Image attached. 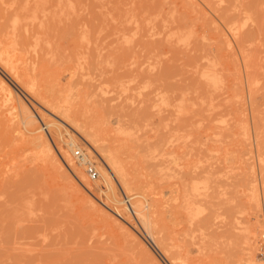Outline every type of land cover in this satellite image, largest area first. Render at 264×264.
<instances>
[{"label": "rangeland", "instance_id": "rangeland-1", "mask_svg": "<svg viewBox=\"0 0 264 264\" xmlns=\"http://www.w3.org/2000/svg\"><path fill=\"white\" fill-rule=\"evenodd\" d=\"M17 1L0 0L1 41L27 48L15 44L14 70L98 136L0 65L41 127L24 131L0 92V264H172L136 200L184 264H264V0ZM98 144L127 189L102 185Z\"/></svg>", "mask_w": 264, "mask_h": 264}, {"label": "bare ground", "instance_id": "bare-ground-1", "mask_svg": "<svg viewBox=\"0 0 264 264\" xmlns=\"http://www.w3.org/2000/svg\"><path fill=\"white\" fill-rule=\"evenodd\" d=\"M20 1V2H18ZM18 4L21 3V0H18ZM48 1V0H47ZM17 5V3H16ZM48 5V4H47ZM18 6V5H17ZM32 6V5H31ZM74 6V5H73ZM37 7V5H36ZM14 8V7H13ZM16 8V6H15ZM20 8V7H19ZM45 8V7H44ZM65 8V7H64ZM72 10V9H71ZM7 13V11H6ZM24 13V12H23ZM19 14V13H18ZM28 14V13H26ZM54 18V17H53ZM47 20H48V17H47ZM67 20V18H66ZM3 21V19H2ZM70 22H72L71 20H69ZM75 20H73V23H74ZM28 24V23H27ZM70 24V23H69ZM72 24V23H71ZM35 25H36V22H35ZM86 25V24H85ZM18 26V25H17ZM44 26V25H43ZM1 27V26H0ZM34 27V26H33ZM122 27V26H121ZM120 27V28H121ZM124 27V25H123ZM51 28V26H50ZM54 28V26L52 27ZM51 28V29H52ZM119 28V30H120ZM3 29V28H2ZM32 29V28H31ZM89 29V28H88ZM17 30V29H16ZM96 30V29H94ZM123 30V29H122ZM8 31V30H7ZM33 32V31H32ZM28 33V32H27ZM15 34V33H14ZM48 34H49V31H48ZM5 35V34H4ZM106 35V34H105ZM19 36V34H18ZM93 36V35H92ZM51 37V35H50ZM90 37V36H89ZM94 39V37H93ZM15 39H9L8 41H4L3 40L1 41L0 39V65L2 67H4L5 69H7V71L10 72V74L12 75V77H14L18 82H21L22 85L24 86L25 90H27L28 92L32 93L35 98H37L40 103H42L44 106H46V109L49 110L50 112H52L53 114L57 115V116H62L64 117L67 121L75 124L76 128L79 130V132L81 133V135L85 138V140L87 141H90L92 142L93 144H95V140H96V136H98V133H97V130L95 129V124H89L87 121H84V120H81L77 115L76 113L73 111V109L71 110L70 107L68 106H62L60 104V101H59V98L56 97V96H53L52 94H45V92L43 91H39V90H36L34 89L31 85H28L26 84V82L24 83L22 78H20V75L14 70V65H13V61L14 59H19L21 57V54H18L14 52V48H15V44H16V50L17 48L21 45L22 47L24 46L25 47V43L23 42L24 40L22 39V42L24 43H18L17 39V43L14 42ZM26 40H27V37H26ZM25 40V41H26ZM47 40V39H46ZM117 40V39H116ZM3 42V43H1ZM29 43H31V41H28ZM26 41V43H28ZM99 42H100V39H99ZM35 45V44H34ZM27 46V44H26ZM26 48V47H25ZM100 48V47H99ZM24 50V48H21ZM27 49V48H26ZM25 49V51H27ZM22 50V51H23ZM38 50V49H37ZM45 50V49H44ZM29 52V51H28ZM38 54V53H37ZM43 55V54H42ZM37 57V56H36ZM14 58V59H13ZM22 58V57H21ZM13 78V79H14ZM0 92H1V97H2V101L3 104L5 103L7 107V109H10V108H14V106H16L14 109L18 110V106H19V110H21L20 113H22V117H21V120H20V123L21 125L23 124L24 127H25V130H24V127H23V130L24 131H27L29 133H33L34 131H38L41 129L40 126H37L35 124H37V119L36 117L34 116V114H32V112L29 111L28 107L26 106V104L19 100L15 103L13 101V96H12V90L10 88V86L7 84V82L3 79V78H0ZM18 110V111H19ZM17 111V112H18ZM21 115V114H20ZM19 115V117H20ZM119 121V120H118ZM253 122V121H252ZM49 125V124H48ZM55 126V124H53ZM27 129V130H26ZM59 129V127L57 128V126H55V130ZM58 131V130H57ZM100 137V136H99ZM99 137L97 138V140L99 139ZM31 140L34 141V140H37L38 141V145H40L42 147V150L43 152H45L46 155L50 156L51 158H53L57 163H58V166L60 167H65L63 165V163L58 160V157L55 156L54 152H53V149H52V146L50 145L48 139H46V137L44 136V134H41V133H35L34 135H31ZM187 143V142H186ZM69 146H73L75 144V141L72 139L71 141L68 142ZM100 144H98V149H99V146ZM105 147V146H104ZM103 147H100V151L102 152L104 158H105V162L107 163V165L109 166V168L111 169L112 171V174H110L108 172V170L104 169L103 171V174H102V177H103V184L102 185H105V187L107 188H113V185H114V182L116 183H119L121 182V184L127 189L130 185L129 183V179L128 177L126 176L125 178V174L126 172L124 171V166H121V164L119 163L118 159L116 158V156L113 154L112 152V149L111 148H107L106 150H102ZM105 149V148H104ZM74 152V150H73ZM63 156H64V159H65V162L67 163V165L71 166V168H74V163L72 162V158L70 157V155L66 152L63 153ZM200 158V157H199ZM83 159V158H82ZM81 162V161H80ZM84 161H82L83 163ZM88 162V161H86ZM88 164V163H87ZM89 165V164H88ZM123 167V168H122ZM230 167V166H229ZM220 170V169H218ZM198 174V172H197ZM187 176V174H186ZM201 176V175H200ZM191 177V176H189ZM199 178V177H198ZM186 180V179H185ZM119 181V182H118ZM133 181V180H132ZM102 182V181H101ZM188 182V181H187ZM101 185V186H102ZM120 185V183H119ZM100 186V187H101ZM214 187V186H213ZM262 189V188H261ZM111 190V189H110ZM188 190V189H187ZM113 192V190H112ZM210 193V192H209ZM180 194V193H179ZM178 198V197H177ZM115 201L118 202V203H121L122 200H119V199H116L114 197ZM225 200V199H224ZM134 206H135V210L137 211L138 215H139V218L141 219V221L143 222V225L145 226V230L147 231L148 235L151 237L152 241L155 243L156 247L159 249V251H161V253L163 255L168 256L169 257V260L171 261L172 264H184V260H183V255H181L178 251H176L175 249H173V246L171 244H169L166 240V236L164 235L162 237L161 236H158V230L155 231V229L152 228L149 220H146L145 219V215L143 213V204L136 200L135 202H133ZM143 208V209H142ZM231 213V212H229ZM228 213V214H229ZM230 216V215H229ZM205 220H207L205 218ZM152 221V220H151ZM206 222V221H205ZM204 223V222H203ZM214 224V223H213ZM204 225V224H203ZM191 229V228H190ZM231 230V229H230ZM257 233V232H256ZM161 234V233H160ZM211 237V236H210ZM225 237V236H224ZM165 238V239H164ZM188 241V239H187ZM186 242V241H185ZM206 242V241H205ZM171 243V241H170ZM190 243V242H188ZM173 244V243H172ZM187 245V244H186ZM180 245H178L179 247ZM220 246V244H219ZM227 247V246H226ZM218 248V247H217ZM187 249V248H185ZM230 250V248H229ZM186 251V250H184ZM185 255V254H184ZM154 257V256H153ZM243 259V258H242ZM155 260V259H154ZM156 261V260H155ZM169 261V263H170Z\"/></svg>", "mask_w": 264, "mask_h": 264}]
</instances>
